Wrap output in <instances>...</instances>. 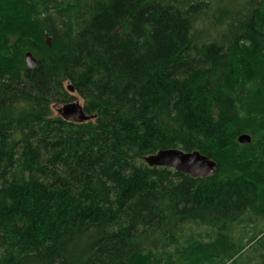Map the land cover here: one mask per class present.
<instances>
[{"label":"trees","instance_id":"trees-1","mask_svg":"<svg viewBox=\"0 0 264 264\" xmlns=\"http://www.w3.org/2000/svg\"><path fill=\"white\" fill-rule=\"evenodd\" d=\"M262 228L264 0H0V264H238Z\"/></svg>","mask_w":264,"mask_h":264},{"label":"water","instance_id":"water-1","mask_svg":"<svg viewBox=\"0 0 264 264\" xmlns=\"http://www.w3.org/2000/svg\"><path fill=\"white\" fill-rule=\"evenodd\" d=\"M25 59L28 68L33 69L36 66L37 61L31 53H27ZM67 89L70 93L74 92L71 85ZM56 113L64 121L75 124H84L95 118L85 113L84 107L79 101L58 106ZM251 141L252 138L248 134H243L238 138L241 145H248ZM145 161L150 167H168L196 179L214 176L217 169V163L212 158L202 155L198 151L187 153L179 149L161 150L146 157Z\"/></svg>","mask_w":264,"mask_h":264},{"label":"rangeland","instance_id":"rangeland-1","mask_svg":"<svg viewBox=\"0 0 264 264\" xmlns=\"http://www.w3.org/2000/svg\"><path fill=\"white\" fill-rule=\"evenodd\" d=\"M68 90V89H67ZM71 97L74 98L73 101H79V103L84 107L85 106V101L80 98L76 93H70ZM58 107L53 108V114L54 116H57L56 109ZM251 226V225H250ZM263 234L258 236L254 242H248V240H244L241 244L242 250L240 253V258L241 261L238 262V264H263L264 263V247H261L260 244L261 242L264 241V229L262 228ZM262 239V240H261ZM258 243V244H255ZM257 251V252H256ZM253 253V255L251 254ZM255 255V256H254Z\"/></svg>","mask_w":264,"mask_h":264},{"label":"bare ground","instance_id":"bare-ground-1","mask_svg":"<svg viewBox=\"0 0 264 264\" xmlns=\"http://www.w3.org/2000/svg\"><path fill=\"white\" fill-rule=\"evenodd\" d=\"M189 247V246H188ZM185 253V252H184Z\"/></svg>","mask_w":264,"mask_h":264}]
</instances>
